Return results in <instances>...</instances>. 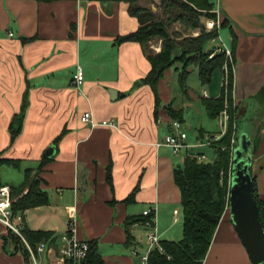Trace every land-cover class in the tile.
Segmentation results:
<instances>
[{"label":"crops","instance_id":"obj_1","mask_svg":"<svg viewBox=\"0 0 264 264\" xmlns=\"http://www.w3.org/2000/svg\"><path fill=\"white\" fill-rule=\"evenodd\" d=\"M214 1L221 21L227 24L220 30L226 31L225 45L231 50L230 89L223 86L221 67L213 71L209 84L202 85L211 92L206 88L195 94L193 87H186L185 99L178 103L167 82L168 68L158 82L157 108L152 88L141 82L151 68L145 48L136 41L118 40L139 25L127 3L0 0V158L16 161L0 163V185L18 187L30 170L48 197L47 204L16 211L22 214L25 227L52 231L53 237L46 242L56 246L61 230L54 221L62 218L65 232L72 212L76 236L96 242L102 264H134L131 250L145 248L142 237L134 233L147 228L132 224L134 240L126 245L128 217H142L150 209L152 227L160 239H167L181 221V196L173 169L183 158L159 145L172 119L164 105L178 111L183 128H189L186 116L193 101L198 99L206 111L203 99L220 94L227 105L230 95L234 107L233 151L242 134L253 143L252 175L264 199V0ZM138 4L145 6L140 0ZM77 66L84 72L78 86L73 82ZM215 71L218 81L214 84ZM21 110L20 132L10 142L9 124ZM88 110L96 121L113 120L116 127L83 123L81 115ZM195 128L192 143L218 133L201 123ZM207 148L195 150L205 153ZM28 212L43 217V223H29ZM7 232L0 223V235ZM106 247L119 253L104 254ZM0 264L26 262L12 243L0 249ZM202 264H252L229 205Z\"/></svg>","mask_w":264,"mask_h":264},{"label":"trees","instance_id":"obj_2","mask_svg":"<svg viewBox=\"0 0 264 264\" xmlns=\"http://www.w3.org/2000/svg\"><path fill=\"white\" fill-rule=\"evenodd\" d=\"M127 3L128 11L137 17L138 28L124 36L119 41H136L146 51L147 58L151 64L149 72L141 79L143 84H148L155 95L156 107L160 106L158 96V82L164 76V72L175 62H180L181 67L177 71L178 83L182 90L186 89V79L189 74V67L197 68L198 79L202 85L211 82L212 73L215 69L221 68L225 57L223 53H216L211 58V50H205L207 43L216 37L219 31L215 28L207 33L190 37L178 43L168 31V27L175 22L181 23L185 29H204L201 17L215 18L211 11L215 6L214 0H159L160 13L138 4V0H118ZM227 26L226 21H221L220 28ZM234 37V34H232ZM155 39L161 40L158 51H149L147 45ZM179 44V45H177ZM178 46V47H177ZM179 49L178 57L174 58L173 50ZM231 73L229 70L228 86L231 87ZM229 126L218 140H215L207 148L212 150L213 157L208 160H198L194 156L186 155L182 163L177 164L173 169V176L176 185L180 190V219L181 238L161 239L160 245L163 252L154 249L149 253V264H202L208 248L211 244L215 229L228 205V193L230 191L229 180L232 162V149L230 139L234 132V107L231 105V97L228 96ZM207 115L216 118L224 108L225 97L220 94L216 98L203 99ZM227 104V103H226ZM172 119L182 120L181 114L173 109L168 110ZM23 120V112L13 116L9 124L10 142L20 132ZM224 145V150L220 146ZM206 153V152H205ZM0 163L16 164L11 159L0 158ZM253 180L254 196L258 208V214L264 230V199L260 198L255 178ZM27 188L26 193L22 194ZM12 210H24L47 204L48 197L45 191L39 187V181L26 170L24 179L18 187H10ZM153 212L142 217H128L125 220L126 245H131L134 236L129 227L134 223L145 224L147 221L153 223ZM6 235H0V249H6L9 240L14 244V249L20 251L28 264V253L19 237L7 230ZM23 235L26 240L35 246L41 241H47L53 237L52 231L31 230L24 226ZM9 235H11L9 237ZM89 253L83 264H102L103 260L99 253L96 242L89 241Z\"/></svg>","mask_w":264,"mask_h":264},{"label":"built area","instance_id":"obj_3","mask_svg":"<svg viewBox=\"0 0 264 264\" xmlns=\"http://www.w3.org/2000/svg\"><path fill=\"white\" fill-rule=\"evenodd\" d=\"M215 14V18H206L204 25L207 30L217 29L220 30L221 17L220 11L215 6L211 10ZM219 39V42L215 44L214 49L211 50L209 57L211 58L216 53H223L225 61L222 66L223 72V86L227 87L229 78V65L231 64V50L223 43L221 36L214 37L213 40ZM84 72L80 66L76 67L73 74V82L78 86L83 83ZM203 96L207 97L206 91L203 92ZM219 131L217 134L209 137L205 141L190 142L188 141V135L183 128V124L179 119H171L169 123V131L165 134L159 145H165L170 149L172 155L176 157L184 158L186 155L194 156L198 160H208L209 156L204 152H198L195 149L200 147H209L215 140L220 139L226 133L229 126L230 114L228 111V105L225 103L224 108L218 114ZM81 121L89 124L91 127L97 125H105L116 127V123L113 120L103 119L96 121L93 118L91 111H85L81 115ZM231 149L233 152L235 137L230 139ZM225 146L221 145L220 149L224 150ZM233 154V153H232ZM231 178V176H230ZM231 181V179H230ZM11 189L8 185H0V223L11 231L14 235L19 237L24 244L28 253V264H83L89 253V241L79 239L76 236L75 219L72 212L68 216L67 230L62 233L60 237L61 246H54L52 243L41 241L35 246H32L23 235L24 221L23 216L19 212L12 210ZM150 213V209H145L143 215ZM175 214H178V210H174ZM177 220V218H175ZM144 226L147 228L145 234V248L142 251L138 249H132V255L138 257L139 264H149V253L158 249L163 252V248L160 245V238L154 231L152 223L147 221Z\"/></svg>","mask_w":264,"mask_h":264},{"label":"rangeland","instance_id":"obj_4","mask_svg":"<svg viewBox=\"0 0 264 264\" xmlns=\"http://www.w3.org/2000/svg\"><path fill=\"white\" fill-rule=\"evenodd\" d=\"M158 2H159V0H140V4L145 5L147 8H150L154 12L160 13L159 7L157 6ZM205 20H206V17L202 16L201 17V21H202L203 27H204V29H202V30L200 28L185 29L184 26L181 23L175 22V23H172L168 27V29H169L168 31L171 33V36L178 43H180L184 39L188 40L190 37L198 36L202 32L207 33L209 31H212L213 29L212 30H207V28L205 27V25H204V21ZM219 35L221 36L223 43L226 44V42H227L226 31L223 30V29L219 30ZM212 39H214V38H212ZM211 40L207 43V45L205 47L206 51L207 50H209V51L213 50L214 47H215L214 45L219 42L218 38H216V40H213V41H211ZM177 45H179V44H177ZM160 46H161V40H159V39L156 40L155 39V41L149 42V44L147 45V49L149 51H154L155 52V51H158L160 49ZM180 67H181V63L178 62V61L175 62L169 69L170 70V75L169 76L167 75V79H168L167 82H168L169 87L171 88V93H173V95L176 97L178 103L182 102L185 99V96H186L185 93L182 91L181 87L179 86L178 79H177V73L175 74V71H178V69H180ZM189 69H191V73H190L189 77L187 76L188 80L186 81V87H189V89H191L193 87V90H194L193 92L195 94L201 93L202 90L206 89V88H207V90L209 92H211L210 87L202 86V84L198 82L197 68L195 66H191V67H189ZM217 73H218V71L214 72V81H212V82H214V84H215V81L216 82L218 81V79H217V75L218 74ZM228 92H229V90H228ZM192 105H193V107H190V109L187 111V116H186V118H187L186 120L191 122V124H190L191 126L188 128V127H186L187 125L186 126L184 125V130L186 131V133L188 132L187 135H188V138H189V140L191 142L194 141V139H195V134L197 133L196 132L197 128H195V125H198V123H201L203 128H205L207 130H215V131L217 130V131H219V129H218L219 128L218 118L213 119V118L208 117L207 114H206V111L204 110V107L198 101V99L193 101ZM164 107L167 110L172 109L169 104L164 105ZM205 152L209 156V159H212V157H213L212 150L207 149V150H205ZM178 160H179V158H178ZM229 186H230V180H229ZM228 195H229V193H228ZM26 219L32 225H35L36 222H37V224H41L44 221L43 217H39L33 212H28L26 214ZM53 219H56V218H53ZM178 219L180 220V215H178ZM62 221L63 220L60 217H57L56 221H54V223L57 224L59 226L60 230H61L60 231L61 233H59L60 235L64 232V231H62L63 229H61L62 228L61 227L62 226ZM180 223H181V221H179V223L174 226L172 232L168 233V235L165 238L174 239V240H177V239L181 238V233H180L181 226H180ZM145 232L146 231H144V230H140V231L134 233L135 235L138 236V238H139V236L142 237V239H143L142 245L145 244V242H146V239H145V236H144ZM10 236L11 235H9V237ZM11 244H12V242L9 240V243L7 244L6 247L8 248V246H11ZM56 246L57 247L61 246V242H60V237L59 236H58V239L56 241ZM117 247H121L122 249H124V251H122L123 253L127 252L125 247H123L121 245L117 246ZM117 253H119V252L116 251L113 248L106 247L104 249V254H117ZM128 253H129V250H128ZM133 259H134L133 260L134 264H139L138 257L135 256Z\"/></svg>","mask_w":264,"mask_h":264},{"label":"water","instance_id":"obj_5","mask_svg":"<svg viewBox=\"0 0 264 264\" xmlns=\"http://www.w3.org/2000/svg\"><path fill=\"white\" fill-rule=\"evenodd\" d=\"M178 55L179 49H174V58ZM253 155L252 141L245 134L240 135L232 154L228 205L236 232L252 264H264V230L258 214L252 180Z\"/></svg>","mask_w":264,"mask_h":264}]
</instances>
